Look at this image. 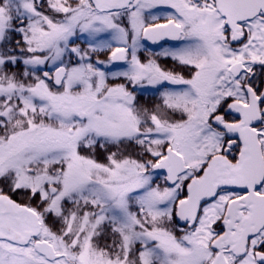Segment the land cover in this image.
<instances>
[{"label": "snow or ice", "instance_id": "snow-or-ice-1", "mask_svg": "<svg viewBox=\"0 0 264 264\" xmlns=\"http://www.w3.org/2000/svg\"><path fill=\"white\" fill-rule=\"evenodd\" d=\"M0 264H264V0H0Z\"/></svg>", "mask_w": 264, "mask_h": 264}]
</instances>
